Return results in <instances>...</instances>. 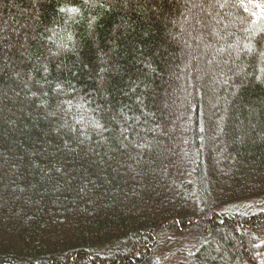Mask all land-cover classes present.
<instances>
[{"label":"trees","instance_id":"obj_1","mask_svg":"<svg viewBox=\"0 0 264 264\" xmlns=\"http://www.w3.org/2000/svg\"><path fill=\"white\" fill-rule=\"evenodd\" d=\"M169 244L264 255V0H0V264Z\"/></svg>","mask_w":264,"mask_h":264},{"label":"rangeland","instance_id":"obj_2","mask_svg":"<svg viewBox=\"0 0 264 264\" xmlns=\"http://www.w3.org/2000/svg\"><path fill=\"white\" fill-rule=\"evenodd\" d=\"M192 242H193L192 237H189V236L182 237V238L180 237L177 239V245L179 243L181 244H179L177 248L181 250V248L183 247L185 248L188 245L187 243H192ZM177 257H178V254H177L176 248L174 249L173 246L171 248L169 244L163 248L162 253L156 264H171V263L175 264ZM256 264H264V255H261L258 258V261L256 262Z\"/></svg>","mask_w":264,"mask_h":264},{"label":"snow or ice","instance_id":"obj_3","mask_svg":"<svg viewBox=\"0 0 264 264\" xmlns=\"http://www.w3.org/2000/svg\"><path fill=\"white\" fill-rule=\"evenodd\" d=\"M85 3H88V0H85ZM61 11H64V9H61ZM72 11L76 12V11H78V9H72ZM98 127H99V125H98Z\"/></svg>","mask_w":264,"mask_h":264}]
</instances>
